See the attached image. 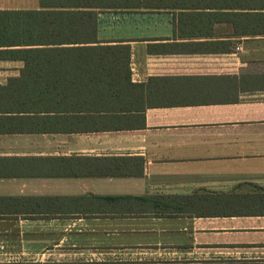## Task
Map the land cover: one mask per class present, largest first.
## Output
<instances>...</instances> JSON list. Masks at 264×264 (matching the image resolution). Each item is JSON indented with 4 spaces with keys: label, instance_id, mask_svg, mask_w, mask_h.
Wrapping results in <instances>:
<instances>
[{
    "label": "crops",
    "instance_id": "obj_1",
    "mask_svg": "<svg viewBox=\"0 0 264 264\" xmlns=\"http://www.w3.org/2000/svg\"><path fill=\"white\" fill-rule=\"evenodd\" d=\"M65 8L129 64L45 68L0 107V264H264V201L241 198L264 194V0H0ZM24 68L0 59V87ZM210 194L233 213H193Z\"/></svg>",
    "mask_w": 264,
    "mask_h": 264
},
{
    "label": "trees",
    "instance_id": "obj_2",
    "mask_svg": "<svg viewBox=\"0 0 264 264\" xmlns=\"http://www.w3.org/2000/svg\"><path fill=\"white\" fill-rule=\"evenodd\" d=\"M82 6H91L85 2ZM60 7H70L60 6ZM35 16L45 20L42 23L44 32L34 33L35 26L40 23L34 22ZM64 21L56 23V19ZM95 12L91 10H72L70 8L52 11H0V59H20L25 63V68L21 71V77L15 78L9 85L0 87V97L10 98L9 102H0V107L4 105L22 109L23 102L19 100L21 96H41L44 86L40 81L48 72L45 68L56 65L76 64L77 66H92L96 68L124 67L129 64V49L126 45L89 44L93 41L88 37L94 30ZM81 20V21H72ZM58 25L61 31H56ZM70 28H75L80 35L79 38H71ZM31 29V30H30ZM67 30H69L67 32ZM28 33V38L26 34ZM39 37V38H38ZM76 41V42H74ZM73 43H80L79 46H61ZM41 44L39 48H8L12 45ZM74 52V53H71ZM97 74H112L113 71H99ZM119 73L118 71H115ZM81 73H85L81 71ZM33 109H38L41 105L39 100L32 102ZM18 106L20 108H18ZM4 110V109H2ZM180 198V197H176ZM231 197L224 194L205 195L190 197L186 200L191 202L189 208L197 216L204 215H230ZM246 202L255 204L257 201H264V194L243 195ZM183 200V199H181ZM243 202V200L241 199ZM188 208V209H189Z\"/></svg>",
    "mask_w": 264,
    "mask_h": 264
}]
</instances>
